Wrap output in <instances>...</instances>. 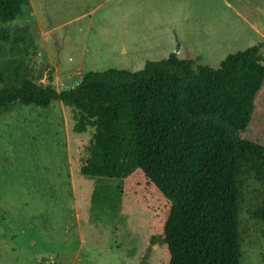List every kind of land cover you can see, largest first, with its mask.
<instances>
[{"label": "trees", "instance_id": "1", "mask_svg": "<svg viewBox=\"0 0 264 264\" xmlns=\"http://www.w3.org/2000/svg\"><path fill=\"white\" fill-rule=\"evenodd\" d=\"M28 3L0 0V19L21 18ZM263 50L231 54L219 69L172 53L137 72H89L71 90L26 77L0 88V111L61 101L79 131L96 130L82 173L139 169L171 203L161 235L169 264H241L245 177L264 185V145L243 137L264 87ZM255 217L264 224V198Z\"/></svg>", "mask_w": 264, "mask_h": 264}, {"label": "rangeland", "instance_id": "2", "mask_svg": "<svg viewBox=\"0 0 264 264\" xmlns=\"http://www.w3.org/2000/svg\"><path fill=\"white\" fill-rule=\"evenodd\" d=\"M14 21L0 19V88L30 78L60 91L75 89L89 72H137L148 61L179 52L181 59L219 69L231 54L264 37L244 23L235 0H28ZM238 0V5H248ZM256 22L264 29V10ZM264 53V50H263ZM21 106V105H20ZM70 147L77 175L84 247L25 251L0 237V264H169L161 235L171 203L138 169L121 178H100L81 171L94 128L77 129L66 109ZM3 128V127H0ZM243 137L264 145V87ZM5 135L1 136L3 141ZM264 185L245 177L240 209L241 264H264V224L255 217ZM47 258H43V257ZM56 256L58 258H56ZM41 261V263H39Z\"/></svg>", "mask_w": 264, "mask_h": 264}, {"label": "crops", "instance_id": "3", "mask_svg": "<svg viewBox=\"0 0 264 264\" xmlns=\"http://www.w3.org/2000/svg\"><path fill=\"white\" fill-rule=\"evenodd\" d=\"M248 2L240 6L235 0L231 5L264 37L263 24L255 18L264 10V0ZM66 109L61 101H53L0 111L1 136L5 135L0 141V237L16 240L25 251L81 252L84 247ZM51 260L56 264L54 257L47 263Z\"/></svg>", "mask_w": 264, "mask_h": 264}, {"label": "built area", "instance_id": "4", "mask_svg": "<svg viewBox=\"0 0 264 264\" xmlns=\"http://www.w3.org/2000/svg\"><path fill=\"white\" fill-rule=\"evenodd\" d=\"M48 264H49V262H48ZM50 264H55V260H51Z\"/></svg>", "mask_w": 264, "mask_h": 264}]
</instances>
